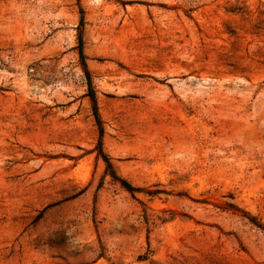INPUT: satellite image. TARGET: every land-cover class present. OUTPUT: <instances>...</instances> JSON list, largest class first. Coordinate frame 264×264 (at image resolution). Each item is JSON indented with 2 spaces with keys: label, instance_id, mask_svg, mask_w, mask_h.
Returning <instances> with one entry per match:
<instances>
[{
  "label": "rangeland",
  "instance_id": "rangeland-1",
  "mask_svg": "<svg viewBox=\"0 0 264 264\" xmlns=\"http://www.w3.org/2000/svg\"><path fill=\"white\" fill-rule=\"evenodd\" d=\"M0 264H264V0H0Z\"/></svg>",
  "mask_w": 264,
  "mask_h": 264
},
{
  "label": "trees",
  "instance_id": "trees-1",
  "mask_svg": "<svg viewBox=\"0 0 264 264\" xmlns=\"http://www.w3.org/2000/svg\"><path fill=\"white\" fill-rule=\"evenodd\" d=\"M81 21H82V24H83V22H84V18L83 17H82ZM79 49H80V55L83 58L84 57V53H83V38H82L81 34L79 36ZM89 87H90L89 95H90L91 100L93 102L94 113H95V117H96L97 123L99 125V130H100V139H99L100 153L102 154V156L104 157V159H105V161L107 163V172H109L111 174V176L113 177V180H117L118 176H117L116 172L113 169V164L109 160L108 156L106 154H104V152L102 151V148H101L102 136H103L104 129H103V126L101 124V118H100V115H99V112H98V107H97V98H96L95 91H94V89L92 87V83H91L90 78H89ZM122 183H123L124 187L127 190H129L130 192L134 193V191H136V188L134 186H132L131 184H129L128 182L124 181Z\"/></svg>",
  "mask_w": 264,
  "mask_h": 264
}]
</instances>
